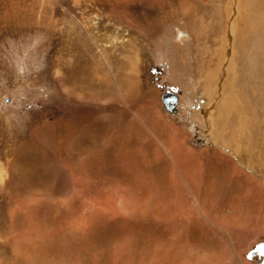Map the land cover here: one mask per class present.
I'll return each instance as SVG.
<instances>
[{
	"label": "rangeland",
	"instance_id": "1",
	"mask_svg": "<svg viewBox=\"0 0 264 264\" xmlns=\"http://www.w3.org/2000/svg\"><path fill=\"white\" fill-rule=\"evenodd\" d=\"M261 15L0 0V264H264Z\"/></svg>",
	"mask_w": 264,
	"mask_h": 264
},
{
	"label": "bare ground",
	"instance_id": "2",
	"mask_svg": "<svg viewBox=\"0 0 264 264\" xmlns=\"http://www.w3.org/2000/svg\"><path fill=\"white\" fill-rule=\"evenodd\" d=\"M257 7V6H256ZM259 8V7H258ZM257 8V9H258ZM260 10V9H259ZM258 10V11H259ZM257 11V10H256ZM258 13V12H257ZM261 13V12H260ZM251 14V13H250ZM259 14V13H258ZM257 14V15H258ZM262 16V15H261ZM258 17H260V16H258ZM257 17V18H258ZM256 17H254L253 15L252 16H248L247 18H246V22L243 24L244 26H245V29H242L239 33H236V34H238L237 35V37L234 35V29L235 28H233V19H231V20H229L230 21V26H229V28H228V33H229V38L231 39L232 38V41H233V38L235 39L233 42L234 43H232V45H235L234 46V50H237V49H235V47L237 48V46L239 45V46H244V44H245V41H246V38H247V33L246 32H249L250 33V35H252L253 36V34H254V28H253V25L255 24V23H258V19H257ZM262 21H261V23H259V25L258 26H256V28H259L260 27V29H264V16H262ZM260 19V20H261ZM228 22V21H227ZM235 25H236V23H235ZM237 28V27H236ZM244 28V27H243ZM261 31V30H260ZM236 32V31H235ZM259 33V31H258V29H257V31L255 32V35H257ZM261 34L262 35H258V38H259V43L261 44V46H262V50H261V53H262V55L260 54V55H258V63H257V68H262L261 67V62H263V60H262V58H264L263 57V55H264V34L261 32ZM226 36V35H225ZM254 40V39H253ZM226 41V40H225ZM230 41V40H229ZM238 43H236V42ZM244 48V47H243ZM232 50V49H231ZM239 50L240 49H238L237 50V52H239ZM228 52V51H227ZM260 53V52H259ZM229 54H231V57H234V55H233V50H232V52L229 50ZM227 55V54H226ZM257 55V54H256ZM229 56V55H228ZM254 56V55H253ZM234 59V58H233ZM263 64V63H262ZM241 111V110H240ZM246 111V110H245ZM264 112V111H263ZM242 113V112H241ZM243 117V116H242ZM240 121V120H239ZM239 121H238V124H239ZM241 122V121H240ZM243 122V121H242ZM245 123V122H244ZM240 125V124H239ZM239 125H237V126H239ZM248 125V124H247ZM252 126V125H251ZM239 128V127H238ZM230 144V143H229ZM225 145V144H224ZM234 145V144H233ZM236 145V144H235ZM240 147V146H239ZM226 148V147H225ZM224 148V149H225ZM195 155V154H194ZM193 155V156H194ZM216 155V154H215ZM174 158V157H173ZM191 158H194V157H192L191 156ZM196 159V158H195ZM194 159V160H195ZM176 160V159H175ZM175 160H174V162H175ZM186 161V160H185ZM191 161H193V160H191ZM196 161V160H195ZM199 161V160H198ZM182 163H183V161H182ZM186 163H188V162H185V164ZM200 162H198V164H199ZM180 163H178V167L180 168V165H182V167H183V164H180ZM190 164V163H189ZM185 166V165H184ZM196 170V169H195ZM179 171H180V169H179ZM200 171V170H199ZM204 171V170H203ZM234 171V170H233ZM176 173V172H175ZM202 172H200V174H201ZM204 173V172H203ZM191 175V174H190ZM197 175V174H196ZM202 175V174H201ZM177 176V175H176ZM184 176H185V174H184ZM192 176V175H191ZM207 176V175H206ZM183 178V177H182ZM185 178V177H184ZM201 178V177H200ZM203 178H204V176H203ZM186 179H188V178H186ZM190 179V178H189ZM203 180V179H202ZM177 181V180H176ZM180 181V180H179ZM184 181V180H183ZM188 181V180H187ZM193 183V182H192ZM196 183V182H195ZM202 183V182H201ZM184 184V183H183ZM203 184V183H202ZM204 184H205V182H204ZM212 184V183H211ZM193 186H194V184H193ZM198 187H200V186H198L197 185V188ZM201 188V187H200ZM205 190H206V188H205ZM198 191V190H197ZM201 191V190H200ZM26 239V238H25Z\"/></svg>",
	"mask_w": 264,
	"mask_h": 264
},
{
	"label": "water",
	"instance_id": "3",
	"mask_svg": "<svg viewBox=\"0 0 264 264\" xmlns=\"http://www.w3.org/2000/svg\"><path fill=\"white\" fill-rule=\"evenodd\" d=\"M163 102L166 107V109L174 114L177 113V106L179 102V98L175 93L172 92H166L163 96Z\"/></svg>",
	"mask_w": 264,
	"mask_h": 264
}]
</instances>
